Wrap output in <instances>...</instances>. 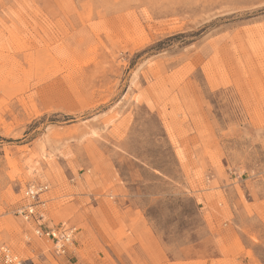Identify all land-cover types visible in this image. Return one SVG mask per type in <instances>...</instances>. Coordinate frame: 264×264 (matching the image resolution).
Returning a JSON list of instances; mask_svg holds the SVG:
<instances>
[{
    "label": "rangeland",
    "instance_id": "1",
    "mask_svg": "<svg viewBox=\"0 0 264 264\" xmlns=\"http://www.w3.org/2000/svg\"><path fill=\"white\" fill-rule=\"evenodd\" d=\"M57 255L16 211L29 185ZM264 264V0H0V264Z\"/></svg>",
    "mask_w": 264,
    "mask_h": 264
},
{
    "label": "built area",
    "instance_id": "2",
    "mask_svg": "<svg viewBox=\"0 0 264 264\" xmlns=\"http://www.w3.org/2000/svg\"><path fill=\"white\" fill-rule=\"evenodd\" d=\"M47 192L46 185H29L26 187L24 192V197L28 204L19 208L16 214L20 216L26 222L33 223V233L36 237L40 239H47L52 243L54 252L57 255H65L68 247L72 244L73 232L71 228H45L43 227L42 219L43 217L34 210V203L39 201L42 194ZM2 263L3 264H15V258L8 252V250L3 249L2 251Z\"/></svg>",
    "mask_w": 264,
    "mask_h": 264
}]
</instances>
